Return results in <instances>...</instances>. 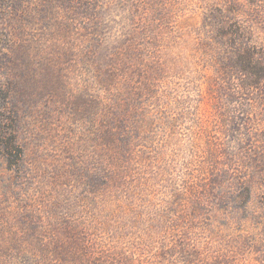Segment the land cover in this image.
Instances as JSON below:
<instances>
[{"label": "rangeland", "instance_id": "rangeland-1", "mask_svg": "<svg viewBox=\"0 0 264 264\" xmlns=\"http://www.w3.org/2000/svg\"><path fill=\"white\" fill-rule=\"evenodd\" d=\"M0 264H264V0H0Z\"/></svg>", "mask_w": 264, "mask_h": 264}]
</instances>
